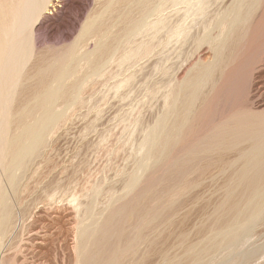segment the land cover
I'll return each mask as SVG.
<instances>
[{
  "label": "bare ground",
  "instance_id": "bare-ground-1",
  "mask_svg": "<svg viewBox=\"0 0 264 264\" xmlns=\"http://www.w3.org/2000/svg\"><path fill=\"white\" fill-rule=\"evenodd\" d=\"M91 1L96 8L83 16L90 0H0V264H5L7 253L13 254L10 264H146L147 253L157 249L159 238L168 234L165 232L169 227L166 231L164 228L171 226L172 218L177 216V206L190 182L186 176L193 169L201 171L216 165L227 172L235 163L239 165L234 174L236 185L226 187L225 199L214 220L217 226L228 224L242 213L247 214L251 205L258 203L255 197L264 191V109L253 110L238 103L234 99L238 90L235 87L231 95L240 70L244 72L247 62L251 63L262 40L264 19L259 15L257 20L254 17L264 0H231L225 8L218 7L222 9L220 12H212L215 13L214 18L211 17L212 25L219 32L213 36L211 31H206L195 37V41L208 44L212 59L194 62L186 76L171 86L162 117H157L146 134L143 131L145 136L140 145L143 153L139 155L135 170L124 177L127 188L118 196V201L112 200L115 204L111 201L106 211L103 210L106 213L97 219L89 215L98 213L94 209L93 196L99 190L90 191L91 197H87L88 201L82 206L70 200L76 220L70 249L65 245L62 249H42L48 241L52 245L55 240L51 238V229L44 226L29 230L24 242L22 238L15 240L13 233L18 228L17 222L25 221L26 211L22 206L28 198V183L48 162L49 142L66 119V108L82 104L84 88L93 85L97 77L108 74L106 70H110L109 66L113 59L117 60L121 50L117 60L121 63L131 58L139 60L151 52L157 42L154 41L156 32L164 27L167 29L169 20L173 19L166 22L168 17H160L161 7L170 0ZM199 2L198 9L204 10L203 1ZM179 20L182 21L181 17L175 23ZM77 21H80L79 29L71 42L60 49L54 48L51 53L38 54L37 31L41 25L58 24L59 27L65 23L66 29H74ZM179 25L174 28L177 32L183 23ZM169 30L173 31L170 27ZM67 35L62 34V37ZM131 78L126 81L130 82ZM228 91L236 102L231 108L225 104L227 98L231 99L230 95L227 97ZM219 104L229 108L228 112L225 113ZM217 109L222 116L215 118L213 114ZM137 174L142 179L138 180ZM136 179L140 182L135 183ZM181 183L185 187H181ZM59 185L51 178L42 187V195L33 199L34 209L37 210L40 203L54 208L57 203L55 189ZM57 218L56 214L53 223H58ZM69 231L67 228L62 239ZM178 238L183 241L185 235L180 232ZM36 245L41 249L32 247L38 248ZM215 245L213 237L200 247L192 243L184 245L180 257L162 252L163 248L159 254L163 264H189Z\"/></svg>",
  "mask_w": 264,
  "mask_h": 264
},
{
  "label": "rangeland",
  "instance_id": "rangeland-1",
  "mask_svg": "<svg viewBox=\"0 0 264 264\" xmlns=\"http://www.w3.org/2000/svg\"><path fill=\"white\" fill-rule=\"evenodd\" d=\"M199 1L204 2H202L204 10L198 9V5L201 4ZM230 1L231 0H172L170 3L165 1L167 5H163L164 8L161 7L163 10L160 12V17L162 19L168 17L165 19L166 22H168L170 18L174 20H169L168 23L170 26H168L167 29L164 27L165 29L162 28L156 32L157 34L159 33L158 36L156 34V37L160 38L156 39L155 37L154 41L156 40L157 42H154L151 52L139 58V60H137L138 58H131L132 60L129 59L121 63L117 61L122 54L121 51L123 50H121L117 55V60L113 59L109 66L110 70L108 71L110 72L106 70L108 74L111 73V71L113 73L109 75L105 73L97 77L94 80L95 82H93L94 84L92 83L93 85L86 86L82 91V104H71L66 108V119L60 123L49 142L48 151L50 154L48 162L46 161L44 164L45 166L43 165L39 175L28 183L29 191L26 192L28 196L26 199L28 201L25 200L26 202L23 204L22 208L24 209L25 206V211L29 216H27L26 213L24 214L26 218L23 217V220H25L23 221L24 223L22 222L24 227L21 223L22 220L17 222V227L20 228V230L18 228L14 230L16 231L13 233L15 240L22 238L24 242L29 230L33 227L36 229L44 226L46 229H51L53 232L51 233L52 235L50 234L51 238L55 240L52 245L48 241L42 249H62L64 245L70 249L73 245V237L71 236L74 235V228L72 227H74L76 220L75 217H73L74 212H72L70 208L72 203L70 204L69 201L71 200L74 204L79 203L82 206L83 203L88 201L91 197L89 196L92 193L90 191L93 189L99 190L97 195L94 194L95 196H93L95 199L94 203L96 204L94 209L98 213L95 216H91L92 214L89 215V217L92 218L100 216L98 217L99 219L106 213L105 209L108 208V204H112L113 201H118L120 195L127 188H125L126 184L124 177L135 170L136 162L143 153L144 149L140 146L143 136H145L146 132L150 129V126L152 127L154 125L153 122L157 121V117L158 119L162 117L163 111L165 112V107L168 106L166 96L172 89L171 86H174L182 76H186L190 65L194 62L209 61L212 59L211 52L207 50L208 44L195 41V37L202 36L203 32L205 33L206 31H211V35L213 36L219 32L218 28L217 31L216 27L212 25V20L215 13L225 8ZM219 6L222 9L218 8ZM94 8H96V4L90 0L83 12V16ZM263 10L264 4L262 8L257 10L256 16L254 17L256 20L259 17L264 19ZM212 12L215 13L213 14ZM178 17H181L182 21L179 20L180 22L178 21L175 23ZM81 18L83 17L81 16L80 19ZM171 20H173L174 23ZM179 23L180 25L183 23V25H181L180 31L177 32L174 28L176 27L175 25ZM79 24L80 21L75 22L74 29H66L68 26H66L65 23L59 25V27L57 26L58 24L49 27H46L45 24L41 25V28L39 27L37 31L39 35L36 42L38 54H44L46 51H49L46 53H51L54 48L55 50L60 49L68 42H71L73 37L77 34ZM169 27L173 29L175 33L169 30ZM167 31L171 33L168 34L169 32ZM262 31L261 34L263 36L261 35V39L264 41V30ZM62 34L68 35L66 38H63ZM160 39L162 40L160 41ZM262 40L257 46L258 50L256 55L253 53V57L254 55L255 57H251L250 59L251 63H253L251 64L248 61L249 63L247 62L243 69L245 71L243 72L240 70L239 80L236 81L238 84L235 83L238 88L234 84L232 85L231 91L233 93L231 95H234V92L238 89L235 93L236 97L234 98V96H231V92H227V97L230 95L229 98L232 99L233 97L236 101L238 100V103L241 104L242 102L243 106L246 105L244 107L253 110L264 109V52L261 50H264V42H262ZM259 46L261 47L259 48ZM259 49L261 51H259ZM255 59L257 60L255 61ZM260 60H262V62ZM247 65L250 66L247 68ZM191 72L192 69L189 73ZM131 75H133V78L128 77ZM126 78H131L129 79L130 82L126 81ZM242 80H244L243 83ZM238 81H240V83ZM233 88L235 91H233ZM231 99L227 98L225 103L229 108L236 103L235 100L233 101V99ZM243 101H247V103ZM165 103L167 106H165ZM170 103H172V101ZM220 104L221 106L225 105L222 103ZM220 104L218 106H220ZM221 106L220 108L227 113L228 111L226 110H229V108H225L226 106L223 108ZM219 111L217 109L213 117L222 116ZM224 111H222L223 115ZM137 146H139V148ZM148 161L149 160H147V162ZM238 168L239 165L235 163L227 172H222L216 165H211V167H206L201 171H195V169L189 171V175L186 176L188 179L186 180L188 182L190 180L191 184L189 185L190 182L187 184L188 188L186 187V192L183 194L184 196L182 195L183 198H181L182 200L180 201L181 205L179 204V207L177 206V213L175 212L177 216L174 215L175 218H172V227L169 225L164 228L166 231L169 227L168 231L165 232L166 234L168 233V236L161 234L165 236H161L157 243L161 249H158L156 245L155 248L157 249L153 248L155 249L154 252L153 250H149L146 264H163V260L159 254L162 248V252H166L169 255L174 254V256L178 257L183 254L181 248L184 245L192 243L200 247L207 242L208 239L213 237L216 240V245L212 247L213 249L211 248L210 251L205 254L197 256L189 264H264V191L262 194L255 197L254 201L258 203L252 204L247 214H240L224 226H217L214 223L216 216L219 214L221 204L225 199L226 187L236 185L234 184V174ZM40 174L43 177H41ZM139 174L141 175L140 172ZM39 177L40 180L38 179ZM138 177L137 174V178ZM51 178H54L60 184L58 188L55 189L57 199V203L54 206L55 209L42 206L41 203L38 204L37 210L34 209L33 199L42 195V187L47 185ZM140 179L142 178L139 177L138 180ZM38 180L39 182H37ZM138 180L136 179L135 183H139L140 181ZM163 184L166 185L165 183ZM180 185L181 187H185L182 183ZM159 186L161 185L159 184L157 188H160ZM162 201L160 202L161 204L164 203V201ZM114 202L113 204L116 203ZM55 213L58 215L57 224L53 223L52 220L56 215ZM88 218L87 222L91 220V218H89L90 220ZM48 223L50 224L48 225ZM48 226H51V228ZM67 228L70 230L69 234L65 239H62L66 236L65 232ZM179 231L185 235L183 241L178 238ZM160 239L162 240L160 241ZM176 241L181 242L175 243ZM182 242L184 245L182 244L183 246L179 247V244ZM176 246H178L179 249H177L178 247ZM32 247L34 249H41L37 245L36 247L38 248H35V246ZM8 254L9 253H7L4 258L5 264H10L13 258V254ZM59 255H61V253H59Z\"/></svg>",
  "mask_w": 264,
  "mask_h": 264
}]
</instances>
